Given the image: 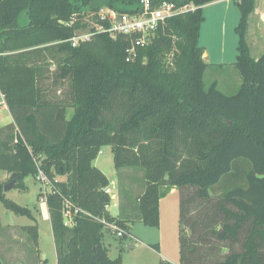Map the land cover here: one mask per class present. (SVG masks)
Here are the masks:
<instances>
[{
    "label": "trees",
    "instance_id": "obj_1",
    "mask_svg": "<svg viewBox=\"0 0 264 264\" xmlns=\"http://www.w3.org/2000/svg\"><path fill=\"white\" fill-rule=\"evenodd\" d=\"M105 1L117 10L133 3ZM152 1L196 10L170 18L128 60L126 37L101 33L72 46L77 33L92 31L96 0H0V105L13 119L0 128V171L17 189L39 169L51 181L57 264H123L103 245L102 221L126 234L136 221L159 228L162 189L180 193V264H264V53L253 58L247 41L256 0H235L241 85L234 93L207 86L210 65L199 45L204 7L220 0ZM49 75L64 86L53 97L43 87ZM105 147L117 171L143 174L136 202L121 188L118 216L107 210L110 181L94 165ZM5 185L0 203L32 221L22 229L39 258L36 219L5 197ZM66 200L79 209L73 227L65 225Z\"/></svg>",
    "mask_w": 264,
    "mask_h": 264
},
{
    "label": "rangeland",
    "instance_id": "obj_2",
    "mask_svg": "<svg viewBox=\"0 0 264 264\" xmlns=\"http://www.w3.org/2000/svg\"><path fill=\"white\" fill-rule=\"evenodd\" d=\"M133 3H118V7L122 10L128 11L137 7L135 0H129ZM93 8H99L104 10L107 7L105 0H96L93 4ZM256 8L264 12V0H256ZM85 11L88 12L86 9ZM205 22L201 31V39L199 45L205 46L210 51L209 63L214 64H227L225 67H233V70H229L225 73L226 83H232L233 86L225 89L228 93H234L237 89L236 83L240 80L239 73L234 66H231L233 62H236L238 56V41H234V28L238 26L241 19V12L238 7L237 1H231L230 3H218L207 7L204 10ZM87 17L90 15L86 14ZM254 16V14H253ZM21 25L28 23L26 16H23L20 20ZM222 34L227 37V45L221 46L220 38ZM237 37V36H236ZM221 50H224L221 52ZM252 57L257 58L263 51L259 45L252 46ZM223 54V56L221 55ZM222 56V57H221ZM42 64L49 66L48 60H43ZM216 67V66H215ZM211 68V67H210ZM55 69L54 66H50V71ZM206 73V83L210 86L212 82V74L215 72V68H211ZM44 89L48 91V95L53 97V94H59L60 90H64V86H60L56 83L53 75H49V78L44 82ZM68 89V88H67ZM72 115V111L69 112V116ZM12 123L11 114L4 102L0 105V127H5ZM96 167L107 176L110 181V185H114L120 195V190L123 187L130 194V197L134 196L136 202V196L141 193V183L143 174L139 170L132 171H117L114 166V155L111 147H105L97 156L94 162ZM122 173H125L123 177ZM123 178V179H121ZM135 178V179H133ZM138 178V179H136ZM133 179V182H131ZM57 180L63 181L65 177H57ZM10 175L0 173V183L9 184ZM121 181V182H120ZM26 189L13 188L4 194H7V198L15 202L16 204L28 208L31 210L32 215L36 219V223L39 229V264H57V256L54 245V239L50 223V214L47 203L45 201L44 193L52 189L51 186L41 185L37 179L33 176H28L24 179ZM119 188H118V187ZM166 191L162 189L161 202H160V226L159 228L146 227L143 223L132 224V236L131 238L120 239L115 234L105 231L103 245L109 250V257L111 259H117L122 256L123 264H160L162 260L169 261L173 264H180V224H179V205H180V193L178 189ZM117 201L120 203V197ZM118 203V205H119ZM136 204V203H135ZM110 213L113 216L119 215V207H111ZM0 219L5 224H30V219L27 217L15 216L10 212L2 203H0ZM190 234V231H188ZM22 241V234L9 228L0 229V256L5 260L6 264H12L21 262V257L24 250L20 245ZM23 244V243H22ZM157 245L158 250L153 246ZM26 257V254H25ZM27 262V261H26Z\"/></svg>",
    "mask_w": 264,
    "mask_h": 264
},
{
    "label": "built area",
    "instance_id": "obj_3",
    "mask_svg": "<svg viewBox=\"0 0 264 264\" xmlns=\"http://www.w3.org/2000/svg\"><path fill=\"white\" fill-rule=\"evenodd\" d=\"M137 7L128 11L106 8L98 12L95 17L92 31H82L77 33L70 42L73 47L79 46L81 43L89 42L95 35L106 33L111 38L126 37L130 39L131 45L127 50L128 60L135 58L140 48L148 46L154 40L158 30L166 24V22L179 14L189 11H195L194 5H186L178 8L175 4L164 1L160 4H154L152 0H136ZM42 160V159H41ZM38 164L41 162L37 161ZM41 185L51 186L52 189L44 193L45 201L48 193L54 192V187L46 174L39 169L36 177ZM43 183V184H42ZM104 192L109 195L111 204L107 206L110 211L111 207H118L117 199L118 192L114 185H109ZM65 202V225L68 227L74 226L73 215L79 213V209L72 212V205ZM107 232L113 233L116 237L121 238L126 234V231L114 223L102 221ZM132 238V237H131Z\"/></svg>",
    "mask_w": 264,
    "mask_h": 264
},
{
    "label": "crops",
    "instance_id": "obj_4",
    "mask_svg": "<svg viewBox=\"0 0 264 264\" xmlns=\"http://www.w3.org/2000/svg\"><path fill=\"white\" fill-rule=\"evenodd\" d=\"M231 1H234V0H220L218 2H215L213 4H210L206 7H204V10L209 7V6H212L214 4H218V3H230ZM254 14V16H253ZM251 16H250V20H249V28H248V33H247V41H248V44L250 46V48L252 49V46H257L259 45V47L263 50L261 52V54L255 58V59H258L263 53H264V12L260 11L259 8H256L255 12L253 13ZM204 24V23H203ZM203 27V26H202ZM235 30V28H234ZM202 31V29H201ZM202 34V33H201ZM201 34H200V39H201ZM234 34H236V32L234 31ZM237 35L234 36V41H238V37H236ZM200 42V40H199ZM220 44L221 46H226L227 45V37L226 35L222 34L221 38H220ZM205 48V54H204V61L210 65L209 67H213L215 68V72L212 74V82H217L218 83V86L220 89H222V91L226 92L225 89L227 88H230L233 86V84L230 82V83H226L223 79H225V75L223 73L229 71V70H233V67H225L227 64H214V63H209L210 61V51L208 48H206L205 46H203ZM224 50H221V52H223ZM251 54H252V51H251ZM223 56V54H221ZM221 56V57H222ZM235 62H233V64H231V66L234 65ZM216 66V67H215ZM211 68H209L207 70V72H209L210 70H212ZM223 78V79H222ZM226 80V79H225ZM241 85V79L237 81L236 83V87L238 88L239 86ZM236 88V89H237ZM12 123H13V119H12ZM11 123V124H12ZM8 126V125H6ZM0 128H3V127H0ZM99 168V167H97ZM100 169V168H99ZM102 171V170H101ZM103 172V171H102ZM1 173V171H0ZM2 173H5L7 174L6 172H2ZM107 177V176H106ZM118 187V186H117ZM119 188V187H118ZM175 190V189H174ZM171 191V192H174ZM118 194H119V189H118ZM5 195V194H4ZM119 196V195H118ZM5 197L7 198V194L5 195ZM161 202V200H160ZM117 203H119L117 201ZM119 207V205H118ZM117 207V208H118ZM29 219V218H28ZM30 224H5L2 222V220L0 219V229H5V228H9L11 231L12 230H15L17 232H20V234H22V243L20 245L21 249L24 250L22 257H21V262H19L18 264H39V258H38V255L37 253L34 251L33 249V246L31 245L30 241H29V238L27 236V234L23 231V227L25 226H29L32 224V221L30 220ZM141 223L140 221H136L135 223ZM134 223V224H135ZM132 225V224H131ZM132 226L130 227V234L132 238H134L132 236ZM38 253H39V247H38ZM25 254H26V257H25ZM1 257V256H0ZM40 257V256H39ZM122 257V256H121ZM27 261V262H26ZM5 262V260H4ZM12 264H17V263H12Z\"/></svg>",
    "mask_w": 264,
    "mask_h": 264
},
{
    "label": "water",
    "instance_id": "obj_5",
    "mask_svg": "<svg viewBox=\"0 0 264 264\" xmlns=\"http://www.w3.org/2000/svg\"><path fill=\"white\" fill-rule=\"evenodd\" d=\"M16 183H17L16 179L12 180L9 184L5 185L4 191L7 192V191L13 189L16 186Z\"/></svg>",
    "mask_w": 264,
    "mask_h": 264
}]
</instances>
